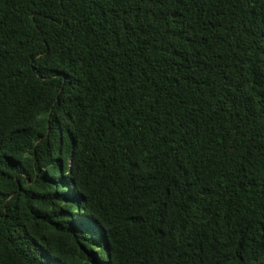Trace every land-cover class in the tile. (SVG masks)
<instances>
[{"label": "trees", "instance_id": "16d2710c", "mask_svg": "<svg viewBox=\"0 0 264 264\" xmlns=\"http://www.w3.org/2000/svg\"><path fill=\"white\" fill-rule=\"evenodd\" d=\"M0 264H264V0H0Z\"/></svg>", "mask_w": 264, "mask_h": 264}, {"label": "water", "instance_id": "95a60500", "mask_svg": "<svg viewBox=\"0 0 264 264\" xmlns=\"http://www.w3.org/2000/svg\"><path fill=\"white\" fill-rule=\"evenodd\" d=\"M70 162H71V159H70Z\"/></svg>", "mask_w": 264, "mask_h": 264}]
</instances>
